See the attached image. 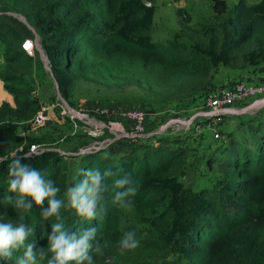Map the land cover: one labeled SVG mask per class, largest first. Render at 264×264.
Segmentation results:
<instances>
[{"label":"trees","instance_id":"16d2710c","mask_svg":"<svg viewBox=\"0 0 264 264\" xmlns=\"http://www.w3.org/2000/svg\"><path fill=\"white\" fill-rule=\"evenodd\" d=\"M13 1L0 3V9L21 15L24 21L0 14L4 61L16 69L27 68L31 57L21 44L36 34L58 83L63 80L60 70L70 72L75 67L86 72L99 69L106 61H136L143 70L163 65L166 78L175 80L188 76L186 70L191 65L197 66L199 78L206 77L210 63L237 59L239 55L232 53L235 48H246L244 60L256 61L264 56V0L252 4L236 0L232 18L217 22L221 23L217 26L220 36L211 35L217 27L206 25L196 34L189 32V44L151 40L146 35L148 26L142 21L143 13L137 7L127 9L119 21L128 23L129 28L113 24L105 29V18L116 13L117 0H29L31 3L22 5ZM2 20L9 21V28ZM240 29H244L243 33ZM54 33L58 34L56 41L51 39ZM3 69L9 71L6 65ZM17 79L19 76L10 73L1 77L3 84H12L3 87L11 94L14 107L0 105V157L6 158L0 163V223L30 227L32 233L25 244H34V251L39 253L41 249L47 251L52 225L60 221L42 216L47 198L40 205L27 198L32 208L24 210L15 207L17 194L8 192V168L14 155L9 151L14 145H10V137L1 126L9 119L28 120L35 112L34 103L26 90L19 88ZM246 114L233 128L220 130L224 136L203 155L205 166L200 175L209 183L195 187L193 181L178 179L185 172H193L187 170L186 149L170 147L180 141L164 137H157L156 144L132 145L128 140L95 151L79 152L76 146L79 153L73 156L75 169L70 174L65 172L64 156L53 150L21 163L35 166L46 181L52 180L60 189L57 199H64L67 187L80 171L99 169L102 176L105 171L113 173L105 177L109 191L103 194L94 218L79 217L75 209H61V231L69 239L73 235L78 239L82 231L97 230L89 253L94 264H264V105ZM237 128L245 132L241 139L235 135ZM26 151L15 155L23 156ZM125 176L139 181L137 193L130 197L131 208L138 211L131 223L126 222L131 220L124 213L126 209L112 202L115 192L121 190L114 181ZM85 179L87 176L81 174L75 183ZM6 196H11L12 201H7ZM126 231H134L140 244L121 253L117 243ZM97 243L104 245L102 254L94 251ZM22 257L23 248L4 259L16 264ZM50 257L48 253L43 264Z\"/></svg>","mask_w":264,"mask_h":264},{"label":"rangeland","instance_id":"374dc122","mask_svg":"<svg viewBox=\"0 0 264 264\" xmlns=\"http://www.w3.org/2000/svg\"><path fill=\"white\" fill-rule=\"evenodd\" d=\"M6 1L0 0V3ZM117 1L119 4L116 13L105 18V29L113 24H119L118 27H123L125 30L129 28L128 23H119V21L122 20L127 9L137 7L143 13L142 21L148 26L146 35L151 40L159 42L182 41L187 44L191 43L189 40L190 31L192 34H196L206 25L214 28L221 24L217 23L218 21L231 19V12L236 2V0ZM245 1L247 4H252L259 0ZM22 3L28 4L31 1H13L15 5H22ZM0 14L17 18L21 22L24 21L21 15L10 14L9 11L0 9ZM4 21L9 28V21ZM100 27H102L101 24ZM239 31L243 33L244 29ZM211 35L220 36V27L212 30ZM51 39L56 41L58 34H52ZM28 40L31 42V48L27 53L31 60L29 66L23 69H16L12 63L4 61L3 46L0 42V81L1 77L7 73L19 76V79L16 80L20 83L19 88L26 90L27 97L35 105V112L28 120L9 119L1 127L10 137V145H14V148L9 151L10 154H17L26 149L27 151L22 155L31 157L53 150L64 156L65 172L68 174L75 169L74 161L76 160L73 156L80 152L79 149L95 151L109 145L117 146L116 142L128 141V139L125 140L124 137L119 136L130 131L129 124L122 114L128 108H138L143 111L146 136L154 133L140 141L134 139L131 144L141 145L150 142L156 144L154 140L158 135L155 132L163 126V123L170 117L180 118L182 121L190 116L194 118L195 113L200 110L206 92L216 87L229 86L238 80L264 83V56L260 60L256 58V61L244 60L242 54L247 50L243 47L232 49L233 55H239L234 61L210 63L207 70L208 75L204 78H199L196 74L198 69L196 65L187 67L188 76L173 80L166 78V68L163 65H154L150 70H143L136 61L133 64L126 61L117 63L106 61L99 69L86 72H79L75 67L70 72L60 70L59 75L63 80L58 83L50 71L48 58L40 48L38 36L34 34L33 38H28ZM4 65L9 67L8 72L3 69ZM4 85L12 86L11 83ZM239 105H247V102H241ZM255 109L256 107H251L246 109L247 114H233L221 119L215 126L218 136L214 138L211 135L209 142H213V144L209 147H214L219 143V140L224 136L220 132L228 127L233 128L235 122L244 118V114L249 115ZM183 129L186 127L183 126ZM193 129H197L196 125L193 126ZM234 132L240 139L245 135L241 128H237ZM195 134L198 133L194 132ZM2 138L3 134L0 130V140ZM78 142H82V144H78ZM169 145L186 149L184 157L187 170H193L191 175H188L187 172L180 175L179 180L182 182L193 181L194 187L203 182L209 183L205 177L200 175L205 166L203 155L209 150V147L197 152L182 143ZM30 146L33 148L30 149ZM76 146L79 147L77 150L79 152L75 151ZM110 149L112 150V148ZM190 163H194V166L192 167L193 164ZM124 213L131 218L130 221H126L127 223H131L138 217V211L131 207L127 208ZM135 229H138V224L135 225ZM0 263L12 264L4 258L0 259ZM37 264H43L38 255Z\"/></svg>","mask_w":264,"mask_h":264},{"label":"clouds","instance_id":"9594fccd","mask_svg":"<svg viewBox=\"0 0 264 264\" xmlns=\"http://www.w3.org/2000/svg\"><path fill=\"white\" fill-rule=\"evenodd\" d=\"M29 157L13 155L12 162L8 168V192L17 194L15 207L30 210L32 203L27 201L31 198L35 204L40 205L47 198L48 206L43 209L42 216L45 219L55 218L57 223L52 225V236L49 237V247L47 251L41 249L39 253L34 251V244H25L27 237L32 233V229L21 223L18 227H13L12 223H0V258H11L13 251L23 248V257L17 260V264H37V255L41 259L51 253L47 264H94V257L90 255L93 245L92 238L96 229L92 228L82 231L77 239L75 235L69 239L64 231V222L61 219V209H75L79 217L92 219L95 217L100 201L104 199V193L109 191L108 185L104 182L105 177L113 176L111 171H105L102 176L99 169H89L87 173L80 171L73 177V183L67 187L64 199H57L60 189L52 180H45L41 172L29 164H22L21 160ZM107 158V156L105 157ZM6 160L0 157V163ZM84 174L87 176L83 182L75 183L77 176ZM115 186L120 191H116L112 202L122 209L132 206L130 197L138 191L139 181L131 176H125L114 181ZM5 199L12 201L11 196ZM66 201V203H65ZM140 241L136 238L134 231H126L117 243V248L121 253L136 249ZM103 244L97 243L94 251L97 254L103 253Z\"/></svg>","mask_w":264,"mask_h":264},{"label":"built area","instance_id":"2783aa9c","mask_svg":"<svg viewBox=\"0 0 264 264\" xmlns=\"http://www.w3.org/2000/svg\"><path fill=\"white\" fill-rule=\"evenodd\" d=\"M26 44L30 46L26 48ZM21 47L23 50L29 51L31 48V42L26 39L22 42ZM244 101L247 102V105L240 106L239 104ZM263 105L264 83L238 80L229 86L216 87L215 89L206 92L203 96L200 110L195 113V117L193 118V116H190L186 120H183L182 123L184 126H187L189 122L192 123L195 120L196 128L200 122L203 124H210L212 127L211 135L212 137L217 138L218 134L215 126L218 125L221 119L229 115L244 113L248 108H259ZM122 114L126 122L129 124L130 131L124 132L119 136L132 142L134 139L140 141L154 134L152 132L150 135L146 136L145 116L140 109L128 108ZM167 123L155 133L160 135L163 128L167 126ZM32 148L33 147L30 146V149Z\"/></svg>","mask_w":264,"mask_h":264},{"label":"crops","instance_id":"0c3cea01","mask_svg":"<svg viewBox=\"0 0 264 264\" xmlns=\"http://www.w3.org/2000/svg\"><path fill=\"white\" fill-rule=\"evenodd\" d=\"M2 103H6L10 107H14L11 94L5 90L2 82L0 81V105ZM182 122L183 121L180 118L170 117L163 123V125L167 123V126L163 128L161 134L158 135V137L160 136L164 138L166 137L167 139H176L177 141H180L179 143H182L186 147H191L197 152L204 150L206 147H209L211 144H213V142H209L212 133V127L210 124L201 123L197 125V129H193V126L196 123L194 120L192 123L189 122V124L185 126L186 129H183L184 125ZM169 127L171 129H166ZM194 132L198 134L194 135Z\"/></svg>","mask_w":264,"mask_h":264},{"label":"snow or ice","instance_id":"6c2138e0","mask_svg":"<svg viewBox=\"0 0 264 264\" xmlns=\"http://www.w3.org/2000/svg\"><path fill=\"white\" fill-rule=\"evenodd\" d=\"M29 46H30V45H27V44L25 45L26 48L29 47Z\"/></svg>","mask_w":264,"mask_h":264}]
</instances>
